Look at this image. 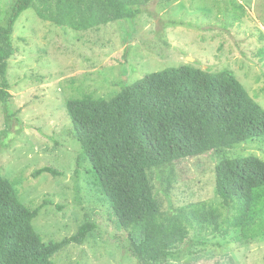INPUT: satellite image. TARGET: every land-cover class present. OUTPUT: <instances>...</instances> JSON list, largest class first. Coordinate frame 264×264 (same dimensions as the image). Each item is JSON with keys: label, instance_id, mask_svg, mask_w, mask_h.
<instances>
[{"label": "rangeland", "instance_id": "rangeland-1", "mask_svg": "<svg viewBox=\"0 0 264 264\" xmlns=\"http://www.w3.org/2000/svg\"><path fill=\"white\" fill-rule=\"evenodd\" d=\"M14 1L0 0V26ZM12 40L18 49L9 59L12 97L7 104L0 101L2 172L24 178L21 199L39 209L33 225L46 241L75 234L87 214L100 225V234L59 252L56 264H139L126 248L128 235L97 202L93 166L71 133L69 99L112 98L126 83L167 67L189 65L212 72L231 68L264 107V0H152L134 20L81 31L43 20L29 8L15 23ZM263 141L248 139L232 149L154 168L152 187L168 212L207 201L232 215L215 194L216 165L224 157L254 154L264 159ZM46 165L64 174L33 176ZM263 230L264 222L255 229L257 238L243 245L225 243L211 231L190 229L181 260L264 264Z\"/></svg>", "mask_w": 264, "mask_h": 264}, {"label": "trees", "instance_id": "trees-1", "mask_svg": "<svg viewBox=\"0 0 264 264\" xmlns=\"http://www.w3.org/2000/svg\"><path fill=\"white\" fill-rule=\"evenodd\" d=\"M151 1L15 0L0 26V101L7 104L12 97L14 26L29 8L43 20L81 31L134 20ZM66 107L72 136L93 166L97 202L128 235L126 248L139 264H169L170 259L186 264L181 246L190 241V229L211 231L225 243L246 245L257 238L255 229L264 222L263 158L224 157L216 165L215 194L232 215L207 201L168 212L150 181L154 168L264 139V107L234 70L167 67L126 83L112 98L84 95L69 99ZM43 173L64 174L46 165L33 176ZM23 183L20 175L5 176L0 164V264H56L54 257L64 248L100 234L98 220L87 214L75 234L46 241L33 225L39 209L21 199Z\"/></svg>", "mask_w": 264, "mask_h": 264}]
</instances>
